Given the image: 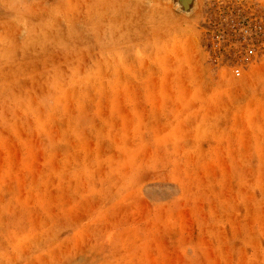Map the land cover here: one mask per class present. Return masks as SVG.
<instances>
[{
  "label": "rangeland",
  "instance_id": "1",
  "mask_svg": "<svg viewBox=\"0 0 264 264\" xmlns=\"http://www.w3.org/2000/svg\"><path fill=\"white\" fill-rule=\"evenodd\" d=\"M0 264H264V0H0Z\"/></svg>",
  "mask_w": 264,
  "mask_h": 264
},
{
  "label": "bare ground",
  "instance_id": "2",
  "mask_svg": "<svg viewBox=\"0 0 264 264\" xmlns=\"http://www.w3.org/2000/svg\"><path fill=\"white\" fill-rule=\"evenodd\" d=\"M181 2L183 3L184 7L191 9L195 0H181Z\"/></svg>",
  "mask_w": 264,
  "mask_h": 264
},
{
  "label": "water",
  "instance_id": "3",
  "mask_svg": "<svg viewBox=\"0 0 264 264\" xmlns=\"http://www.w3.org/2000/svg\"><path fill=\"white\" fill-rule=\"evenodd\" d=\"M177 2H179L182 5V8H183L184 11L190 10L189 8H186V7L183 6V3L181 2V0H177Z\"/></svg>",
  "mask_w": 264,
  "mask_h": 264
},
{
  "label": "built area",
  "instance_id": "4",
  "mask_svg": "<svg viewBox=\"0 0 264 264\" xmlns=\"http://www.w3.org/2000/svg\"><path fill=\"white\" fill-rule=\"evenodd\" d=\"M236 73H238V74H239V70H236Z\"/></svg>",
  "mask_w": 264,
  "mask_h": 264
}]
</instances>
